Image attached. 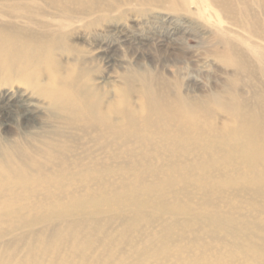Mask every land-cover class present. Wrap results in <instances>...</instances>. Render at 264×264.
<instances>
[{
	"label": "bare ground",
	"instance_id": "bare-ground-1",
	"mask_svg": "<svg viewBox=\"0 0 264 264\" xmlns=\"http://www.w3.org/2000/svg\"><path fill=\"white\" fill-rule=\"evenodd\" d=\"M79 1L0 0V220L13 223L0 264H264L263 216L233 220L208 201L224 189L264 199V88L246 67L264 69V49L242 37L252 16L263 33L264 0H192L226 20L212 25L238 77L224 88L234 106L223 92L169 101L131 69L104 89L94 64L113 51L84 45L69 16ZM105 30L123 46L135 37Z\"/></svg>",
	"mask_w": 264,
	"mask_h": 264
},
{
	"label": "rangeland",
	"instance_id": "rangeland-1",
	"mask_svg": "<svg viewBox=\"0 0 264 264\" xmlns=\"http://www.w3.org/2000/svg\"><path fill=\"white\" fill-rule=\"evenodd\" d=\"M73 5L77 7L76 12H69V16L77 15L78 23L74 25L77 24V31L83 35L84 45L91 50L102 47L107 51H113L112 54H106L111 56L112 63L108 64L104 57L103 61L98 60L94 64L100 71L98 75L106 79L104 89L119 85L115 77L131 69L148 72L147 76L152 81L153 90L158 94L167 93L171 97L166 98L169 101H174L176 95L198 101L218 96L223 92L224 102L234 106L233 94L224 88L229 87L238 77L235 76V70L222 61V45L216 41L217 33L212 25L218 21L222 27L227 28L226 20L220 14L215 15V18H209L212 7L209 6L210 9L199 16L192 5V0H81ZM255 13L260 15L253 9L252 14ZM261 21L263 33L259 31L257 21L252 16L251 25L248 26L255 30V35L252 37L242 31V37L250 40L253 45L257 43L260 50H263L264 12ZM169 24L177 25L179 28L174 30L176 32L172 31V34L160 38L163 34L159 30L164 32L165 26ZM108 26L123 28L127 34H134L135 37L129 36L128 42H124L123 46L116 35L106 32L105 28ZM155 38L159 40L165 38V44L169 47L160 49ZM255 62L258 63L255 57L248 56L247 70L256 78L252 84L259 83L264 88L263 64L258 67ZM193 82L197 84L195 88L191 87ZM238 91L241 97L252 95L246 87H240ZM252 106L263 108L254 103ZM219 113H216V120L212 119L209 122L220 125V119L223 117ZM111 184L114 183H108ZM187 193L191 200L203 201L201 192H196L193 187ZM209 200H217L221 205V208L217 209L233 220L253 219L259 216L264 218V212L257 211L253 206V200H259V206L263 205L264 209L263 198L253 199L248 194L236 195L234 191L224 189L210 193ZM19 224L17 223V228ZM12 225L8 218H1L0 229L3 231H9ZM6 240L8 241V238Z\"/></svg>",
	"mask_w": 264,
	"mask_h": 264
}]
</instances>
